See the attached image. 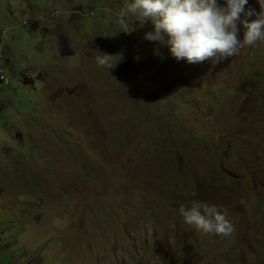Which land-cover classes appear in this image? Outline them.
Wrapping results in <instances>:
<instances>
[{
    "label": "rangeland",
    "instance_id": "rangeland-1",
    "mask_svg": "<svg viewBox=\"0 0 264 264\" xmlns=\"http://www.w3.org/2000/svg\"><path fill=\"white\" fill-rule=\"evenodd\" d=\"M128 2L0 0V264H264V41L177 61Z\"/></svg>",
    "mask_w": 264,
    "mask_h": 264
},
{
    "label": "clouds",
    "instance_id": "clouds-1",
    "mask_svg": "<svg viewBox=\"0 0 264 264\" xmlns=\"http://www.w3.org/2000/svg\"><path fill=\"white\" fill-rule=\"evenodd\" d=\"M129 0L116 15L127 32L134 31L127 21L134 18L139 23L151 21L154 31L144 39L166 46L177 61L189 64L211 60L215 65L236 56L241 49L264 41V2L258 0L260 12L245 5L248 0ZM243 15V19L241 16ZM255 16V19L249 18ZM243 29V38L239 33ZM99 67L112 69V55L96 50ZM156 55H161L157 50ZM179 213L184 223L204 234L229 236L234 226L225 211L216 205L192 201L190 206L181 204Z\"/></svg>",
    "mask_w": 264,
    "mask_h": 264
},
{
    "label": "built area",
    "instance_id": "built-area-1",
    "mask_svg": "<svg viewBox=\"0 0 264 264\" xmlns=\"http://www.w3.org/2000/svg\"><path fill=\"white\" fill-rule=\"evenodd\" d=\"M0 47H1V49H0V51H1V53H2V46L0 45ZM1 57H2V59H3V54L2 55H0V63H1ZM2 71H4L3 69H2V67H1V65H0V83H8L9 82V79L7 78V77H3L2 75H4L3 73H2ZM5 76V75H4Z\"/></svg>",
    "mask_w": 264,
    "mask_h": 264
}]
</instances>
